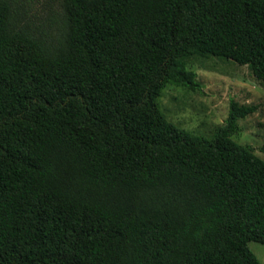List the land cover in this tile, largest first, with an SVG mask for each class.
I'll list each match as a JSON object with an SVG mask.
<instances>
[{
    "label": "trees",
    "instance_id": "1",
    "mask_svg": "<svg viewBox=\"0 0 264 264\" xmlns=\"http://www.w3.org/2000/svg\"><path fill=\"white\" fill-rule=\"evenodd\" d=\"M0 0V264H262L264 159L168 119L192 58L264 84V0H60L55 34ZM264 152V144L262 147Z\"/></svg>",
    "mask_w": 264,
    "mask_h": 264
},
{
    "label": "rangeland",
    "instance_id": "2",
    "mask_svg": "<svg viewBox=\"0 0 264 264\" xmlns=\"http://www.w3.org/2000/svg\"><path fill=\"white\" fill-rule=\"evenodd\" d=\"M17 4L23 18L55 34L60 0H18ZM188 68L196 72L201 90L169 85L158 101L168 119L195 135L211 138L217 127L226 122L232 100L255 105L257 110L239 121L234 139L253 147L264 159V84L248 66L214 56L192 58ZM250 248L264 264V244L251 242Z\"/></svg>",
    "mask_w": 264,
    "mask_h": 264
}]
</instances>
